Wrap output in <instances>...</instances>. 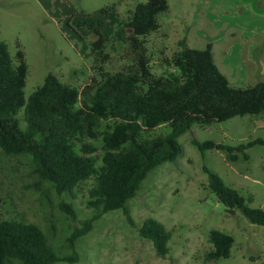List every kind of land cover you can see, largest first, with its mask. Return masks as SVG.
Instances as JSON below:
<instances>
[{
	"label": "rangeland",
	"instance_id": "1",
	"mask_svg": "<svg viewBox=\"0 0 264 264\" xmlns=\"http://www.w3.org/2000/svg\"><path fill=\"white\" fill-rule=\"evenodd\" d=\"M146 1L0 0V39L8 43L16 61L22 50L28 64L26 98L49 73L83 89L103 74L135 70L139 51L114 35L136 5ZM241 1L168 0L169 10L159 16L160 28L141 37L152 71L156 75L164 71V59L186 38L193 48L213 43L215 61L232 85H252L264 79V51L257 48L264 33L242 28L246 20L239 16L243 11ZM97 30L107 39L95 48L100 38ZM247 55H254L256 62L246 68L241 81L238 65L244 64ZM112 125L111 119H104L101 129ZM170 131L171 127L163 124L147 136ZM258 137L264 138V114L194 124L178 138L184 150L177 161L166 162L150 172L129 201L134 224L122 209L111 210L94 220L92 229L74 241L72 234L95 214L88 204L93 180L84 181L73 192L59 193L51 182L39 178L30 155H9L0 147V220L36 224L59 255H79L76 261L55 264H264V225L252 223L239 209L231 210L219 202L205 171V166L214 170L226 185L251 196L252 207L264 209V145L249 148V159L240 154L232 161L222 150L202 152L193 143V139L213 140L236 147ZM90 141L98 147L94 154L101 164L102 136ZM62 203L71 204L77 216L69 214ZM148 218L172 231L166 256L159 255L153 241L139 233ZM215 228L232 234L235 242L228 258L208 261L205 256L213 248L209 235Z\"/></svg>",
	"mask_w": 264,
	"mask_h": 264
},
{
	"label": "trees",
	"instance_id": "2",
	"mask_svg": "<svg viewBox=\"0 0 264 264\" xmlns=\"http://www.w3.org/2000/svg\"><path fill=\"white\" fill-rule=\"evenodd\" d=\"M168 10V0L139 2L114 35L139 51L136 69L103 74L83 89L49 73L26 98L25 54L19 50L16 61L8 43L0 39V147L9 155H30L39 178L51 182L59 193L73 192L84 181L93 180L88 204L95 214L72 234V241L88 233L93 221L111 210L122 209L134 224L129 201L138 194L150 172L166 162L177 161L184 150L178 138L194 124L264 114V81L232 85L215 61L211 42L205 48H193L186 38L181 39L180 48L164 59L166 69L159 75L152 71L141 37L157 31L159 16ZM96 32L100 38L95 48L107 39L100 30ZM104 119L113 121L109 129H101ZM163 124L171 127L169 133L147 136ZM100 136L104 152L98 164L94 154L98 147L90 140ZM193 143L202 152L222 150L228 159L236 161L240 154L249 159L247 150L264 145V138L236 147L213 140L193 139ZM205 171L219 202L239 209L252 223L264 225V209L252 207L251 196L226 185L209 167L205 166ZM62 207L77 216L71 204L62 203ZM139 233L153 241L159 255L169 252L172 231L160 221L146 219ZM209 240L213 248L205 256L208 261L231 255L235 242L232 234L215 228ZM78 259L76 253L59 255L38 225L0 220V264H55Z\"/></svg>",
	"mask_w": 264,
	"mask_h": 264
},
{
	"label": "crops",
	"instance_id": "3",
	"mask_svg": "<svg viewBox=\"0 0 264 264\" xmlns=\"http://www.w3.org/2000/svg\"><path fill=\"white\" fill-rule=\"evenodd\" d=\"M240 4L243 7V11L239 12V16H240V18L246 20L245 24L243 25L244 27H242V28H246V29H250V30L253 29L255 34H263L264 33V0H242ZM257 48H261L264 51V40L262 41V43H260L259 46L257 45ZM242 51H243V49H242ZM214 57H215V53H214ZM236 61L239 64L238 58L236 59ZM254 62H256L254 55H251V56L247 55V58H246V61L244 62V64L241 63L238 65L239 69H240L239 70V80L242 81L245 79V73L247 72L246 68L251 63H254ZM257 81H264V79H259ZM230 82H231V80H230Z\"/></svg>",
	"mask_w": 264,
	"mask_h": 264
},
{
	"label": "water",
	"instance_id": "4",
	"mask_svg": "<svg viewBox=\"0 0 264 264\" xmlns=\"http://www.w3.org/2000/svg\"><path fill=\"white\" fill-rule=\"evenodd\" d=\"M231 210H233V209H231Z\"/></svg>",
	"mask_w": 264,
	"mask_h": 264
}]
</instances>
